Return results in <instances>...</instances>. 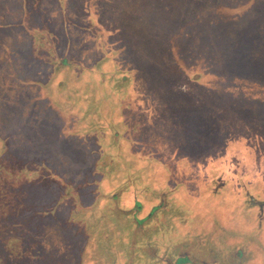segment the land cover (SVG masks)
Instances as JSON below:
<instances>
[{"label": "rangeland", "instance_id": "1", "mask_svg": "<svg viewBox=\"0 0 264 264\" xmlns=\"http://www.w3.org/2000/svg\"><path fill=\"white\" fill-rule=\"evenodd\" d=\"M61 1L0 0L1 63L10 68L0 73V264H264V222L255 223L264 209V0H219L223 13L191 5L184 19L183 0ZM33 34L43 46L31 48ZM50 54L70 70L55 73ZM85 88L120 111L108 165L126 178L110 181L114 199L93 184L99 140L55 138L77 114L57 113L52 101L83 107ZM48 160L52 171L35 165ZM22 166L40 167L30 184L14 178ZM215 171L218 195L208 184ZM152 182L170 189L164 211L185 213L183 223L166 217L171 241L150 230L154 248L147 229L126 223L136 205L141 218L159 203L137 191ZM155 248L159 262L149 259Z\"/></svg>", "mask_w": 264, "mask_h": 264}, {"label": "trees", "instance_id": "2", "mask_svg": "<svg viewBox=\"0 0 264 264\" xmlns=\"http://www.w3.org/2000/svg\"><path fill=\"white\" fill-rule=\"evenodd\" d=\"M58 1L60 3L61 0H58ZM61 3H62V1H61ZM191 5L193 6V11H196V13L204 12V11H210L211 9H215L216 7H220L221 8L220 9L221 10L220 13H223L226 10L229 9V6L225 7L224 4H221L219 2V0H218L217 4H216V0H192L191 2H189L188 0H183L182 1V6L180 7V15L182 16L181 17L182 19H184V17L190 11L189 10V6H191ZM59 8H61V10L63 9L61 5H59ZM82 10L84 12H89L84 4L82 5ZM8 30H11V29H8ZM3 37H6V35L3 32H0V39L3 38ZM31 38H32L31 48H32V45H37L38 47L44 45V42H43L44 39L42 37L38 38L36 35L33 34V36H31ZM2 40H4V39H2ZM7 53H8V51H6V49L4 48V45L2 43H0V73L4 72L6 74V75L4 74L5 77L8 75V71L10 70V68H7L6 66H2L4 63L2 64L1 62H2V59H3L2 54H4V56H5ZM52 57H55V56L53 54L48 55L47 61L50 62V64L53 66V71L55 73H57V74L60 73L61 74L60 71H62V70H64V71L65 70H70V67H69L68 64L62 63V61H58L56 58L52 59ZM64 73L65 72H63V74ZM117 77H118V79H120V81L124 82L123 79H124L125 75L124 76L118 75ZM117 82H118V84H121V82H119V81H117ZM20 84H23V83L19 82V85ZM124 85H125V83H123V86ZM2 86H4V85H2ZM118 90L119 89L113 90V94L112 95L113 96L115 95V96L118 97V94H120V92ZM90 93H91V91L89 89H86V88L84 89V99H83L84 105H83V107H81L79 104H77L75 106L74 103H69L68 101H65L64 99H63V103H61V104L59 102L52 101L51 105L55 106V109L57 110V113L58 112L61 113V111L63 109H65V108H67L66 111H68V109L70 107H72V106L75 107L76 111H77V112L75 111V113L77 114V117L74 120L70 119V121L67 124H66V122L63 121V129H62V127L59 129L58 134H56L55 138L59 139L63 143V142H65V140L71 139L70 137L74 136V135H76L77 138H79V136H82V135H85V136L93 135L94 140H96V141L99 140V141H97L98 145L95 142V145L97 146L99 154H98V160L94 164V172L98 173L99 175H98V177L96 176V177L93 178L94 179L93 184H95V185L99 184L98 185V189H99V187H100V190L105 189L107 191V193L111 196V198L114 199V195L112 194L113 191H114V188H112L110 186L111 183H112L110 181H116V180H118L120 178L121 179L126 178V176L124 175V172L122 171L123 170L122 166H119L118 164L116 166H109L108 165V164H110L112 162H115V160H116V158L114 156V151H113L114 148H115V142H114V138H113L114 135H113V131L112 130L121 129L122 124H120L119 121H118L119 119H117L115 117V115L118 114V112H120V111L117 110L118 106L117 105H113L110 101L106 102V107L107 108H104L103 103H100L99 100H96L93 97V95L90 94ZM123 96H125V92L123 93ZM46 97H48V96H46ZM31 103H32V101H31ZM31 103H27L26 102V107L25 108L26 109L30 108V105L32 107ZM33 106L35 108L38 105L36 106V105L33 104ZM112 109L115 110V113H113V114H112ZM37 112H39V110H37ZM97 128H98V131H96ZM70 129H71V132H70ZM53 138H54V136H51L50 140L52 141ZM66 142L68 143V141H66ZM72 145L75 146L73 148L76 149V151L79 150L80 146L78 144L77 145L72 144ZM65 147L66 146L64 145V148ZM116 148H117V145H116ZM65 149H67V147ZM202 157H204V156H202ZM145 160H148V159H145ZM51 161L52 160H48V162H46L45 165L42 164V162H39L38 164L35 163V165H39L41 167V169H42V167L43 168L46 167L48 169V171H52V163H51ZM92 166H93V164H92ZM40 167H33L31 169L32 172L26 174L27 171H24L23 170L24 167L22 166L21 170H19L17 172V175L14 178H15V180H20V178H21V180H23V181H25V179L27 178V181L30 184L31 181L34 179L33 175L38 174V171L40 170ZM125 169L129 170L128 166L127 167L125 166ZM28 171H30V170H28ZM137 172H139V171L137 170ZM24 175L26 176L25 178H23ZM223 179H224L223 178V174L221 172L215 171L213 173L211 179L208 180L209 189L212 191V193L214 195H218L219 194V190H215V189L218 187L219 183H221V181ZM12 180L14 181L13 178H12ZM88 183L92 184V180H89ZM143 186H146V185H142L141 187L138 186L137 191H140L141 194H146L147 195V190H149L150 191V193H149L150 194V199L148 201H150V200H152V201H154V200L157 201L158 200L159 201V200H161L160 199L161 198L160 195L162 196L164 194H167L168 190L170 192V189L167 186V182H163L160 185L159 184H153V182H152L151 184H148L147 187H145V190H146L145 193H143L144 191H142V189L139 190V187L142 188ZM16 187L14 186V188H16ZM178 187L179 188L184 187V184H181V185L176 184L175 185V189H177ZM212 188H214V189L212 190ZM2 189L3 188L0 187V195L1 196L4 195V193H5V190H2ZM63 189H64V193H65V190L68 189V187L64 186ZM217 189H219V188H217ZM123 190H125V189H123ZM61 197H62V195H58V197H57L58 201L63 199ZM1 199L3 200L4 198H1ZM250 200L253 201L252 204H255L254 200H256V199H253L251 197ZM173 201L174 200H172L171 202H173ZM160 203L161 202L159 201V203H157V205H155V207L152 209V211H149L148 213H146L145 216H143L141 218L138 217V213L140 212L141 207H137V205H136V207L134 208L135 209L134 210L135 215L132 216V214L130 215V213H129L127 215V217H126V220H127L126 223L129 224V227H130L131 224H133V225H136L137 227L141 228V231L147 229L146 230L147 231V235L146 236L148 237V240H149L147 242V244L150 245L152 248H154V243H156V246L160 245V241L158 239L157 240H152L153 238H151V236L148 235V234L151 233L150 232L151 229H153L152 230L153 232L156 231V232H158L160 234H161V232H163V236L165 235L164 231L166 230L167 231L166 238L168 239L167 235L175 233V227H174V223H172V222L170 223L167 220L166 217H168V218H178V217H180L179 221L181 223H183V221H185L184 220L185 213H183L181 209L173 210L171 207H167L166 205H169L170 204V202H169L167 204H164L165 207H167L166 208L167 211L166 210L164 211L162 209V206L160 205ZM260 203L264 205V201H261ZM252 206H254V205H252ZM136 210H138L137 213H136ZM124 212H125V215H126V210H124ZM259 212H260V215H259ZM261 212L264 214V209L262 207L260 209H256V222H255L256 226L257 225L259 226V223L264 222V216L260 217L261 216ZM76 216H78V218H79V214L76 215ZM153 216L155 217L156 220H158V218H159V220L156 221L155 225L149 224V223L152 222L150 220H151V218ZM160 217H161V220H160ZM163 217L166 218V220H163ZM29 218L31 220H33V221L35 220V218H33V215H30ZM101 220H103V219H101ZM42 221L40 220V218H37V220H36L37 224L42 222ZM98 221H100V219ZM95 222H97V221H95ZM141 223L144 224L145 227H141L140 226ZM161 227H166V229H161ZM127 228H128V226H127ZM92 231H94V230H92ZM85 232H86V237L88 239H90V234H89L90 232H88V230H85ZM172 238L174 239L175 236H172V237L170 236V238H169L170 240L168 239V241H171ZM16 239H18V238H16ZM120 244L122 246H124V245H127V242L124 244L121 241ZM137 244H139V243H137ZM143 244H145V243H143ZM141 245L138 246V248H140L142 250V252L141 253L140 252L135 253L136 256H137V260L139 262L142 259H146L145 255L143 253V249H142L144 246H141ZM157 254H159V250L158 249L156 250V248H155L154 252L152 254V256H154V257L151 256L149 259L152 262H159L160 260L156 259L157 258ZM110 260H111V262H113V260L115 261L114 255L111 256ZM176 260H177V258H175V260L172 259L170 261L172 263V261L174 262ZM56 263L65 264V261H57ZM176 264H180V263L176 262Z\"/></svg>", "mask_w": 264, "mask_h": 264}]
</instances>
